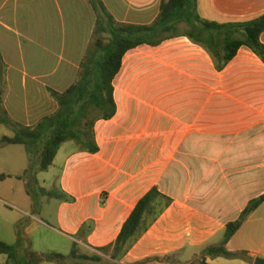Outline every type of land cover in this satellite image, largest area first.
I'll use <instances>...</instances> for the list:
<instances>
[{"label":"crops","instance_id":"crops-1","mask_svg":"<svg viewBox=\"0 0 264 264\" xmlns=\"http://www.w3.org/2000/svg\"><path fill=\"white\" fill-rule=\"evenodd\" d=\"M93 1L0 0V111L9 120L0 121V138L53 113L56 102L47 87L65 90L77 80L95 39H106L101 31L105 21ZM96 1L116 21L135 24L150 23L161 2ZM203 2L205 19L219 23L264 13V0ZM260 40L264 43V32ZM112 84L116 111L94 124L98 151L78 150L67 157L56 195L42 186L39 196L25 189L20 201L10 205L0 195V241L14 244L16 223L24 218L21 251L27 242L34 250L38 230L44 240L53 232L64 237L70 248L62 254L76 242L81 253L103 256L96 248L113 244L137 201L156 187L170 203L119 261L108 255L111 261L102 262L201 264L202 250L220 243L226 223L264 193V63L242 46L217 71L206 50L179 35L128 50ZM18 146L0 148L18 152L14 164L24 161V173L30 158L24 148L25 165ZM0 174H5L1 180L25 181L23 174ZM61 193L67 199L58 197ZM50 199L60 200L59 227L44 215ZM226 248L245 251L249 259L206 256L205 262L255 264L264 259V202ZM52 251L58 252H36ZM5 262L6 256L0 264Z\"/></svg>","mask_w":264,"mask_h":264},{"label":"trees","instance_id":"trees-1","mask_svg":"<svg viewBox=\"0 0 264 264\" xmlns=\"http://www.w3.org/2000/svg\"><path fill=\"white\" fill-rule=\"evenodd\" d=\"M92 3L105 21L101 31L107 34L106 39H95L93 50L81 64L78 79L65 90L57 91L47 87L56 102L53 113L43 116L33 126L15 127L12 136L0 138V146L23 145L30 161L33 154H36L38 171H46L52 165L61 144L66 141H74L90 153L98 151L94 123L99 118L108 120L115 114L112 82L120 70L124 54L130 49L140 45L157 46L166 39L183 35L206 50L217 71L222 70L242 46L249 48L264 63V43L260 40L264 32V13L246 21L219 23L200 16L197 0H161L158 13L150 23L135 24L116 21L102 2L95 0ZM182 23L188 29L180 31ZM0 121L9 124L1 111ZM29 172L30 165L23 175ZM3 177L5 174H0V178ZM42 191L51 196L56 195L52 191ZM58 197L67 199L62 193ZM262 202L264 193L250 200L235 220L226 223L220 243L202 250L201 264H207L206 256L249 259L247 252L230 251L226 244ZM169 203L170 198L161 194L156 187L151 188L137 201L113 244L96 249L108 254L112 260L119 261ZM26 222L27 219L22 218L16 223L17 240L14 244L0 241V254L6 256L4 264H87L88 261L91 264H116L103 263L99 255L81 253L76 242L72 243L67 254L54 251L39 253L31 249L29 242L21 251L25 243L22 228Z\"/></svg>","mask_w":264,"mask_h":264},{"label":"rangeland","instance_id":"rangeland-1","mask_svg":"<svg viewBox=\"0 0 264 264\" xmlns=\"http://www.w3.org/2000/svg\"><path fill=\"white\" fill-rule=\"evenodd\" d=\"M200 3L199 6V14L201 17L208 18L205 14V7L204 2ZM185 29H188V26L185 24H180L179 30L184 31ZM79 77V73L77 74V79ZM101 119V118H99ZM98 119V120H99ZM95 124V123H94ZM94 131V128H93ZM16 150H19L21 152L24 160L25 165L27 164V159L24 151V146H18L15 147ZM78 150H83L79 145H77L74 141H66L62 144L57 156L55 157L52 165L46 170V171H38L39 161L38 156L36 154H33L31 157V161L28 162L27 168L31 167V172L27 175H23L22 178L25 181H18L14 177H7L4 180L0 179V195L7 198V205H10L11 200L14 202L20 201L24 194L25 189H29L30 193L34 195L40 194L39 191H41L39 186L45 187L47 189H52L54 191H60L61 185H60V178L64 174L65 168L63 167L64 162L66 161L67 157L72 155L73 153H76ZM18 157V152L15 150H11L10 148H0V173H9L14 172L18 175L23 174V165L24 161H20L19 164L15 163ZM23 163V164H22ZM35 172H37L35 174ZM23 182L24 185H23ZM37 182V183H36ZM11 187H14V190H10ZM60 200L57 199H50L48 201V207L46 208L44 215L51 224H53L56 227H59V224L57 222V205H59ZM46 204V205H47ZM38 210V208H37ZM257 215H260L259 213ZM261 217V215H260ZM42 233L40 231H36L33 233V249L38 250H44V249H54L58 250V252L66 253L68 252L70 246H66L64 243L65 239L64 237H61V235H58L57 233L53 232V235L50 237H47V240L42 239ZM51 251V250H50ZM80 251V250H79ZM102 260L104 262L111 261V259L108 257V254H103ZM2 258H5V255L0 254V261ZM87 264H91V262H87Z\"/></svg>","mask_w":264,"mask_h":264},{"label":"water","instance_id":"water-1","mask_svg":"<svg viewBox=\"0 0 264 264\" xmlns=\"http://www.w3.org/2000/svg\"><path fill=\"white\" fill-rule=\"evenodd\" d=\"M255 264H264V259L257 258L255 259Z\"/></svg>","mask_w":264,"mask_h":264}]
</instances>
